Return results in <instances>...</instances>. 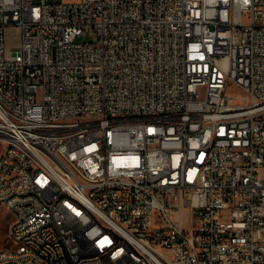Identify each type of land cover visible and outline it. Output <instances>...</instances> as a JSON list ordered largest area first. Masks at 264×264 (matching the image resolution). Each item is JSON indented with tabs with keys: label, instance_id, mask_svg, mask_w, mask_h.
<instances>
[{
	"label": "built area",
	"instance_id": "1",
	"mask_svg": "<svg viewBox=\"0 0 264 264\" xmlns=\"http://www.w3.org/2000/svg\"><path fill=\"white\" fill-rule=\"evenodd\" d=\"M0 208V264H264V0H0Z\"/></svg>",
	"mask_w": 264,
	"mask_h": 264
},
{
	"label": "bare ground",
	"instance_id": "2",
	"mask_svg": "<svg viewBox=\"0 0 264 264\" xmlns=\"http://www.w3.org/2000/svg\"><path fill=\"white\" fill-rule=\"evenodd\" d=\"M3 143H5V149H18V151L20 152V156L29 157V148H26V142H20V140L18 139H9L7 141H3ZM49 173L51 176H57V180H64V172H61L60 166L56 164H49ZM97 227L103 233L104 237L119 239V232H117V230H114V224H109V221L106 218H97ZM11 242L12 244L14 243V246L10 247V251L27 250V242ZM0 253H5V249L0 250ZM121 258H123L124 264H137V250L123 249L121 250Z\"/></svg>",
	"mask_w": 264,
	"mask_h": 264
},
{
	"label": "rangeland",
	"instance_id": "3",
	"mask_svg": "<svg viewBox=\"0 0 264 264\" xmlns=\"http://www.w3.org/2000/svg\"><path fill=\"white\" fill-rule=\"evenodd\" d=\"M73 1V0H65ZM7 45L13 47L16 44L17 32L15 29H7L6 32ZM231 91H238V88L233 86ZM5 143L2 142V149H5ZM179 213L181 215V226L183 229H188L189 227V212L185 207L179 208ZM11 220V213L4 208H0V250L5 248H10L14 246V243L9 240V222Z\"/></svg>",
	"mask_w": 264,
	"mask_h": 264
}]
</instances>
